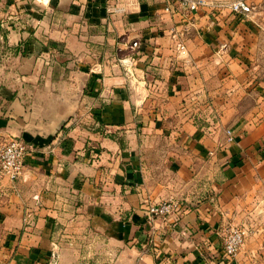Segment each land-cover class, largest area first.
<instances>
[{"label":"crops","instance_id":"1","mask_svg":"<svg viewBox=\"0 0 264 264\" xmlns=\"http://www.w3.org/2000/svg\"><path fill=\"white\" fill-rule=\"evenodd\" d=\"M204 1L0 0V264H264V0Z\"/></svg>","mask_w":264,"mask_h":264},{"label":"built area","instance_id":"2","mask_svg":"<svg viewBox=\"0 0 264 264\" xmlns=\"http://www.w3.org/2000/svg\"><path fill=\"white\" fill-rule=\"evenodd\" d=\"M50 2L52 0H39ZM169 6L178 5L185 11L193 12L203 7L204 0H162ZM232 12L244 18H253L256 16L255 7L249 0H236L231 4ZM137 42H134L133 48H138ZM178 51L181 56L186 55L187 49L183 42L178 44ZM132 62V59L129 60ZM227 141L234 142L235 137L231 129L226 130ZM29 146L22 140L12 138L0 146V177H8L12 181L18 180L24 172L26 156L29 152ZM178 209L177 203L166 201L158 204H146L143 211L148 218L149 224H154L156 219L165 218ZM224 255L227 259L235 258L241 251L249 232L245 227L233 226L222 231Z\"/></svg>","mask_w":264,"mask_h":264},{"label":"rangeland","instance_id":"3","mask_svg":"<svg viewBox=\"0 0 264 264\" xmlns=\"http://www.w3.org/2000/svg\"><path fill=\"white\" fill-rule=\"evenodd\" d=\"M240 227H245V228L248 230L249 235H250V233H251V229H250L249 227H247V226H240ZM249 235H248V236H249Z\"/></svg>","mask_w":264,"mask_h":264}]
</instances>
